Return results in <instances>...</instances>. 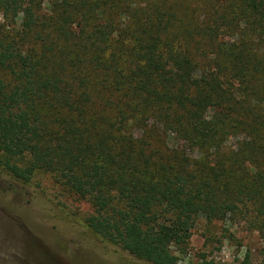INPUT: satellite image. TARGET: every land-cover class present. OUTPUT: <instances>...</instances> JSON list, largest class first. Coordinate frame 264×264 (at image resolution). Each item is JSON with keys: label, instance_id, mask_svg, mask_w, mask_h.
I'll list each match as a JSON object with an SVG mask.
<instances>
[{"label": "trees", "instance_id": "trees-1", "mask_svg": "<svg viewBox=\"0 0 264 264\" xmlns=\"http://www.w3.org/2000/svg\"><path fill=\"white\" fill-rule=\"evenodd\" d=\"M0 19L12 180L52 174L149 264H179L200 215L264 237V0H0Z\"/></svg>", "mask_w": 264, "mask_h": 264}, {"label": "rangeland", "instance_id": "rangeland-1", "mask_svg": "<svg viewBox=\"0 0 264 264\" xmlns=\"http://www.w3.org/2000/svg\"><path fill=\"white\" fill-rule=\"evenodd\" d=\"M92 214L52 174L21 184L0 169V264H149L94 234L86 224ZM173 252L179 264H239L246 253L264 264V237L243 216L200 215L188 244Z\"/></svg>", "mask_w": 264, "mask_h": 264}]
</instances>
